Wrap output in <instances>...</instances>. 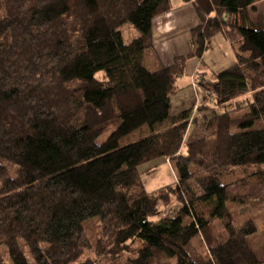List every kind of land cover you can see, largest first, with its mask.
I'll return each instance as SVG.
<instances>
[{
  "label": "trees",
  "instance_id": "trees-1",
  "mask_svg": "<svg viewBox=\"0 0 264 264\" xmlns=\"http://www.w3.org/2000/svg\"><path fill=\"white\" fill-rule=\"evenodd\" d=\"M181 1L200 19L192 52L151 68L154 22L174 0H0V264L2 248L12 264H30L21 242L35 264H102L136 241L129 264H264L251 242L258 227H237L228 208L253 201L238 190L246 177L226 180L264 171V20L257 28L249 16L259 0ZM126 25L138 33L128 44ZM219 35L235 62L210 86L200 79L218 96L213 106L201 97L170 119L188 61ZM242 99L246 112L234 117L229 107ZM206 107L205 135L186 143L194 111ZM145 126L150 134L120 143ZM160 159L176 181L148 191L140 170ZM92 218L102 238L96 258L81 261ZM213 220L225 238H211ZM200 239L207 249L194 245Z\"/></svg>",
  "mask_w": 264,
  "mask_h": 264
},
{
  "label": "rangeland",
  "instance_id": "rangeland-1",
  "mask_svg": "<svg viewBox=\"0 0 264 264\" xmlns=\"http://www.w3.org/2000/svg\"><path fill=\"white\" fill-rule=\"evenodd\" d=\"M251 21L254 23V25L257 28H261L263 25L264 20V0H259L257 3V6L254 10H250L249 13ZM124 32V40L125 43L128 44L131 42V40L137 36V30L134 29L130 25H126L123 28ZM224 46H221L220 41L213 40L209 44V50L208 53L205 55V62L208 64L210 68V73L215 74L223 71L224 69L228 68L230 65H232L235 62L233 51H225V54L227 55L225 59H222L220 62V58L222 56V51H224ZM228 50V49H227ZM226 60L224 63H226L224 66H222V62ZM105 71H100L96 74V78L100 81H105L107 78ZM213 77V75H212ZM212 84L210 81L208 82V85L210 86ZM172 99V106L170 110V119L180 113L181 111L185 109L192 108L194 106L198 105V101L200 98L196 96L194 93V90L189 86L183 87L179 85L178 91L174 93L171 96ZM243 101L239 104H236L235 106H230L229 110H234L235 108H238L234 111V117H241L246 112V109L244 108L246 101L242 99ZM208 105L213 106V102L209 103ZM205 107V106H204ZM207 108V107H206ZM203 109L202 112L200 111H194L193 116L196 122H192L188 135L186 137V143L189 141L201 138L205 135L206 130V121L204 120V117L211 118L213 115V109L208 107L207 109ZM224 111V110H223ZM222 111V112H223ZM221 113V109L219 110ZM170 119L168 122L164 123V125H158L154 131L160 130L164 127H167L170 125ZM115 130V127L109 128L107 131H105L100 138L98 139V143H103L107 140V138L111 135V133ZM152 130L149 129V127L145 126L132 135L128 136L127 138L123 139L120 143L125 144L127 142L133 141L135 139H139L141 137H144L148 134H150ZM15 169L12 167H9V171L11 174L14 175ZM251 169L247 173H244L242 171L237 172L236 175L231 176L227 178V182L234 183L244 177H246V185L244 188L240 190L238 189L241 194L247 193L248 196H252V200H248L247 204H229L228 208L230 213L232 214L233 221L237 227H242L248 222H253L258 227V234L253 237L252 239V247L253 249L259 254V256L264 259V171ZM252 172H255L254 174ZM140 173L143 177V181L145 183V187L148 191H155L159 188L172 185L176 181V174L173 167V163H171L169 160L160 159L155 162L149 163L145 166H143L140 170ZM249 175V176H248ZM251 198V197H250ZM256 199V201H254ZM253 202V203H251ZM180 205L176 200L173 201L172 208H178ZM162 210H165L162 208ZM85 230L86 233L90 239V242L92 244V249L88 250L84 256H82L81 261H85L87 259H95V250L97 242L102 238V229L100 226L99 218H92L88 220L85 224ZM226 231L224 227V223L220 220H213L211 223V238L216 239L218 241L220 238L226 237ZM21 248L25 255L27 256L30 264H35L33 257L27 247L26 244L20 243ZM131 251L126 252L116 259L108 258L101 261L102 264H129V259L135 257V250L139 247H141V244L136 241L134 243H131ZM194 245L196 247H202V249H207L205 245V241L200 239L194 242ZM2 256L4 258V261L6 264H12L9 256L8 251L5 248H2Z\"/></svg>",
  "mask_w": 264,
  "mask_h": 264
},
{
  "label": "crops",
  "instance_id": "crops-1",
  "mask_svg": "<svg viewBox=\"0 0 264 264\" xmlns=\"http://www.w3.org/2000/svg\"><path fill=\"white\" fill-rule=\"evenodd\" d=\"M256 6L257 4L254 7L256 8ZM199 25L200 19L192 3H184L181 0H174L172 11L159 17L154 22V47L152 53L147 57V62L151 68H156L157 66L168 68L174 64L176 58L188 56L192 52L191 32ZM213 40L220 41L221 46H224L225 48V50L222 51V56L220 58L221 62V60L225 59L227 56L225 51H233L232 46L224 35H219ZM210 42L208 43V50ZM208 50L203 58H191L188 61L184 75L178 79V89L179 85L183 87H191L192 79L196 75L199 76L203 82L213 80L212 75H214V73H210L211 67L205 62V55L208 53ZM225 61L226 60L222 62V66L226 64L224 63Z\"/></svg>",
  "mask_w": 264,
  "mask_h": 264
},
{
  "label": "built area",
  "instance_id": "built-area-1",
  "mask_svg": "<svg viewBox=\"0 0 264 264\" xmlns=\"http://www.w3.org/2000/svg\"><path fill=\"white\" fill-rule=\"evenodd\" d=\"M200 78L199 76H194L193 79H192V83H191V86L194 90V93L196 94V96L198 98H201V97H207L209 98L212 102H214L216 99H217V94L216 92L214 91H208V90H205L201 85H200ZM200 101V99H199ZM198 101V103H199Z\"/></svg>",
  "mask_w": 264,
  "mask_h": 264
}]
</instances>
